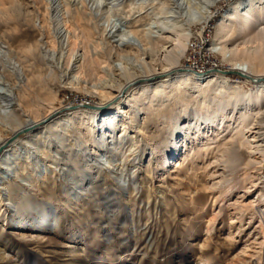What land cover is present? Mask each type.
<instances>
[{"label":"rangeland","instance_id":"rangeland-1","mask_svg":"<svg viewBox=\"0 0 264 264\" xmlns=\"http://www.w3.org/2000/svg\"><path fill=\"white\" fill-rule=\"evenodd\" d=\"M121 1L125 15H119L129 16L130 25L149 23L150 3L142 9L143 0ZM249 1L221 0L205 33L187 43L178 68L202 78L183 62L197 59L188 55L201 56L197 50L207 31L215 39L220 19L236 3L240 11L251 2L254 12L264 10V0ZM0 10V81L16 85L22 109L33 119L62 109L27 141L26 131L18 134L17 146L0 162V264H263L264 151L246 138L261 104L245 109L255 83L230 72L229 84L212 82L204 101L184 81L147 94L137 90L118 105L120 96H114L128 78L167 67L157 48L144 55L118 47L84 24L76 53L88 56L72 82L73 72L63 74L54 63L51 71L37 53L40 34L54 40L48 22L38 18L46 14L41 0H0ZM257 21L264 25V17ZM184 32L185 26H177L163 41L168 45ZM238 37L234 18L227 47L249 45ZM216 55L220 68H230ZM121 56L131 65L130 77L113 67ZM142 58L149 65L139 69ZM5 61L22 66V79ZM235 87L243 96L237 104ZM177 124L183 128L175 135ZM0 136H8L2 126Z\"/></svg>","mask_w":264,"mask_h":264},{"label":"bare ground","instance_id":"bare-ground-1","mask_svg":"<svg viewBox=\"0 0 264 264\" xmlns=\"http://www.w3.org/2000/svg\"><path fill=\"white\" fill-rule=\"evenodd\" d=\"M195 1L196 0H143L140 3L142 9L148 3L152 5V8L146 10L149 23L144 28H139L138 24L130 25L129 16L120 17L119 12H123L125 15V11H122L124 5L121 0H41V4L45 6L46 14H40L38 18L42 24L48 22L54 40L52 38L53 42L49 43L45 40L47 34H40V41L45 46L39 45L36 50L42 57L41 60L44 65H47L51 71L52 63H54L55 67L63 71V74L68 75V73L73 72L74 74L71 76V81L77 82L79 80V75L75 73L79 74L81 72V64L82 61H84V56H88L87 51L79 58L76 53L77 48H79L77 46H80L78 45L80 38L84 36V30L81 27L84 24L89 23L101 38H111L118 47H135L144 55H146L147 51L152 48V46L155 49L157 48L156 56L160 61H165L167 67H162L159 71L150 75H143L132 79L128 78L126 82L118 86V93L114 96V99L120 96L119 102L117 103L118 105L131 101L137 90L147 94L152 89L155 90L161 86L181 85L184 81L191 87L196 88L202 101H204L206 100L207 93L213 90L211 84L215 83L218 86L228 85L229 81L226 74L230 72L236 73L245 81L248 80L249 82H253V84L255 83L256 90L253 93L247 94L248 99L245 109L248 110L251 108L254 110L252 105L258 103V101L261 104L254 112V122L247 127L246 132L247 134L249 133V135L246 138H249V142H253L252 144L255 150L258 152L264 151V25L260 27L256 26V24H258L257 20H261V18L264 17V10L254 12L253 9H251L253 3L250 0V6L240 11V3L238 2L220 19L215 39H212L209 31H207L206 37L208 39L202 43V46L205 47L202 53L212 58L216 57L217 53H221L223 58L231 63V66L230 68L222 70H214L215 72L213 74L203 73L202 78H199L190 73V70L184 71L185 69L178 68L177 60L182 53V57L186 56L188 50L187 43L192 36H200L205 33L210 25V21L215 15L212 9L221 0ZM131 5L128 8L129 10H132ZM22 14L23 13H20L19 16H23ZM234 18H237L239 22L238 38H242V43L249 44L238 49L236 46L228 48L225 41L227 40L226 36L231 29V22ZM254 21H257L256 24L253 23ZM196 25H201V28L200 30L193 31V27ZM40 26L42 27V25ZM177 26H185V31L187 32H184L182 35L175 33L176 35L174 34L172 40L170 39L171 42H169L168 45V42L165 44L163 41L164 33L175 32ZM195 32L198 33L196 34ZM252 43H254V45H251ZM154 48L152 49L154 50ZM176 48L179 50L178 53L175 52ZM191 51L193 52L195 50L192 48ZM197 51L201 53L200 48ZM237 53L241 55V61L234 60V55ZM0 55H4V53L0 51ZM122 58L125 57H119L113 64V67L119 72L126 73L130 77L131 73L129 69H131V65L129 64L130 66H127L128 63L126 64ZM148 65L149 63L142 58L138 68L142 69L143 66ZM5 66L11 69L9 72L18 76L20 75L19 78L22 79V66L15 61H5ZM195 73L199 74V71L195 70ZM91 86L95 91H98L99 87H102L101 85ZM112 86L115 85H109L110 88ZM16 88V85H11L6 81H0V126L8 133L6 138L0 136L1 150L3 147L8 146L5 150L1 151L0 162L10 155V150L17 146L19 140L14 138L18 134L26 131L27 136H25V138L27 141L29 136L37 131L42 123L53 118L62 110L61 108H53L41 119H33L26 114V110L22 109L20 103L21 99L19 100V93ZM232 91L234 94L233 97L235 98L234 103L237 104L238 99L243 96L236 87ZM122 93L125 94L121 97ZM253 97L256 98V101ZM260 97H262V99L258 100ZM225 105L224 102L219 104L221 109L224 108ZM246 117H248V115H241V127H244V124H246ZM262 122L263 125L261 124ZM182 128L183 127H178L177 124L176 131L174 132L175 135L178 131L182 130ZM263 247H261V249H263Z\"/></svg>","mask_w":264,"mask_h":264},{"label":"built area","instance_id":"built-area-1","mask_svg":"<svg viewBox=\"0 0 264 264\" xmlns=\"http://www.w3.org/2000/svg\"><path fill=\"white\" fill-rule=\"evenodd\" d=\"M204 48L205 47L200 46L201 52L205 50ZM188 56V59H197L195 61L186 60L185 62H183L185 68H191V70H196L205 74H213L215 72L214 70L222 69L220 68L222 67L220 63L215 58H210L211 56H205L203 53H201V56H195L194 54Z\"/></svg>","mask_w":264,"mask_h":264},{"label":"water","instance_id":"water-1","mask_svg":"<svg viewBox=\"0 0 264 264\" xmlns=\"http://www.w3.org/2000/svg\"><path fill=\"white\" fill-rule=\"evenodd\" d=\"M93 108H96V107H93Z\"/></svg>","mask_w":264,"mask_h":264}]
</instances>
